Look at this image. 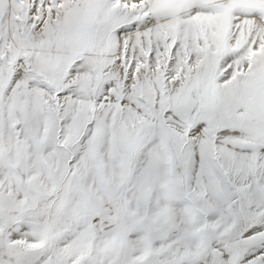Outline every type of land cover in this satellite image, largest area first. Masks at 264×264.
<instances>
[{"label": "snow or ice", "instance_id": "1", "mask_svg": "<svg viewBox=\"0 0 264 264\" xmlns=\"http://www.w3.org/2000/svg\"><path fill=\"white\" fill-rule=\"evenodd\" d=\"M0 264H264V0H0Z\"/></svg>", "mask_w": 264, "mask_h": 264}]
</instances>
